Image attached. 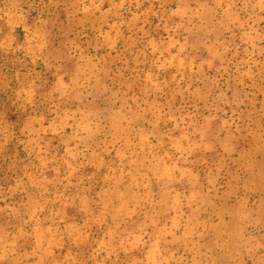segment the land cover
<instances>
[{"label":"rangeland","instance_id":"1","mask_svg":"<svg viewBox=\"0 0 264 264\" xmlns=\"http://www.w3.org/2000/svg\"><path fill=\"white\" fill-rule=\"evenodd\" d=\"M0 264H264V0H0Z\"/></svg>","mask_w":264,"mask_h":264}]
</instances>
